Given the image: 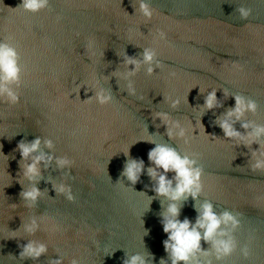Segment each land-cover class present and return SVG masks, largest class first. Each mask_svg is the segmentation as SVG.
Instances as JSON below:
<instances>
[{
  "label": "water",
  "instance_id": "95a60500",
  "mask_svg": "<svg viewBox=\"0 0 264 264\" xmlns=\"http://www.w3.org/2000/svg\"><path fill=\"white\" fill-rule=\"evenodd\" d=\"M141 3L153 11L151 19ZM48 4L32 13L20 8L21 0H0V42L17 47L24 71L19 87L9 85L18 101L0 95V264H128L134 256L144 264H172L162 221L173 201L156 194L148 174L149 168L163 174L148 159L156 146L201 169L197 198L176 202L181 222L195 224L205 202L217 216L228 212L239 221L230 255L218 260L211 242L201 239L193 264H264V170H253L264 160V134L248 145L219 126L239 96L256 110L233 116L232 128L247 137L264 127V0ZM241 7L251 10L247 18ZM146 50L154 53L151 62L144 61ZM212 92L218 106L209 110ZM104 96L110 99L102 103ZM171 100L179 104L172 107ZM157 114L179 126L171 137ZM36 139L41 143L32 157L51 160L38 162L39 175L29 180L24 165L32 157L23 160L17 145ZM129 160L143 161L135 183L124 175ZM166 175L175 187V172ZM32 188L39 192L34 202L22 195ZM28 244L45 252L22 256Z\"/></svg>",
  "mask_w": 264,
  "mask_h": 264
},
{
  "label": "clouds",
  "instance_id": "9594fccd",
  "mask_svg": "<svg viewBox=\"0 0 264 264\" xmlns=\"http://www.w3.org/2000/svg\"><path fill=\"white\" fill-rule=\"evenodd\" d=\"M48 0H21L20 8L24 11L36 13L40 10L48 9ZM140 10L144 17L151 19L154 15L153 11L146 5L141 3ZM242 18H247L250 15L251 10L241 7L238 9ZM19 11V9L15 10ZM158 36L160 40L165 39V33L158 30ZM154 58L152 51L146 50L144 53V61L151 62ZM20 54L16 46H13L6 39L0 42V95L6 96L12 103L18 101V95L14 93L9 85L15 84L19 87L22 84V76L24 71L22 66L19 64ZM128 64H135L139 67V64L135 60L128 59ZM148 72L151 73L152 69L149 68ZM171 75L175 76V73ZM130 94H134V91L129 86ZM101 102L105 103L110 98L107 96L101 97ZM170 99V98H169ZM172 107H176L179 104V100H171ZM214 106H218L216 102L215 92L208 95L205 101V107L211 110ZM256 110V105L253 102L245 103V100L239 96L235 97V108L233 111L227 113L225 120L220 122V127L224 131L226 137L236 138L240 142H244L251 145L253 142H259V137L264 134V127H255L253 132L249 133L247 137H243L235 131L231 123L229 122L234 116L236 120H240L244 115L245 111ZM166 124L169 125L168 135H173V128L179 127L176 124H170L168 117L163 114H157ZM245 129L249 128V124L242 125ZM203 132V129H201ZM179 136H184V131L181 130L178 133ZM40 140L36 139L30 144L20 143L17 145L23 160H28L32 157V154L37 152L40 147ZM46 146L51 148L52 144L50 141L46 142ZM264 149V145H261ZM255 156L256 153H253ZM261 156H264V151H261ZM148 159L152 164L155 165L156 169H162L163 174H159L155 169L149 168L148 174L151 178L155 179L157 186L154 189L157 195L164 196L170 201H173L168 207L167 214L164 216L162 221L163 232L167 234L168 239L163 242L164 249L170 253L172 264H193L195 262V253L200 251V241L203 239L206 242H211L216 258L219 260L222 257L230 255L235 247L236 243L231 237L230 233L239 228V221L233 215L228 212H224L222 215L217 216L213 212L212 205L205 202L200 206L199 215L196 219L195 224H192L188 219H184L181 222L178 219L179 208L176 202H180L191 196L196 199L198 194L201 192V169L194 167L195 161L190 160L187 156L181 157L175 150L165 147L156 146L148 153ZM51 160V157H46L43 153L38 156L32 157V163L24 165V175L29 180L37 177L39 171L37 164L40 161ZM57 163L64 166L68 163L67 160H59ZM143 161L129 160L124 169V175L129 181L135 183L139 175L143 170ZM253 170H264V160H258L253 165ZM169 171L175 172V187L172 186V181L167 179V173ZM58 192L68 193L69 189L64 186L57 188ZM23 197L28 201H35L39 195L37 189L32 188L30 191L22 193ZM68 199L71 200V195H68ZM221 225L228 228V231H220ZM35 222L27 229L29 232L35 229ZM203 230V234L201 231ZM227 236L228 239H217V237ZM45 252L44 246L34 247L32 244H28L24 251L21 253L22 256L31 258H38L42 253ZM242 255L245 259L249 257V249L247 246L241 249ZM207 256L208 253H203ZM60 264V262H57ZM71 264H78L77 260H72ZM128 264H144V261L139 256L132 257Z\"/></svg>",
  "mask_w": 264,
  "mask_h": 264
}]
</instances>
